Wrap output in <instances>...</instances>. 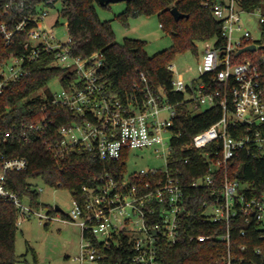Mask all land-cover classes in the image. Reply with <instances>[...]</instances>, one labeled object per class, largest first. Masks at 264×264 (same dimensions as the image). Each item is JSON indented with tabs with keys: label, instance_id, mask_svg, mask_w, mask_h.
Instances as JSON below:
<instances>
[{
	"label": "built area",
	"instance_id": "built-area-1",
	"mask_svg": "<svg viewBox=\"0 0 264 264\" xmlns=\"http://www.w3.org/2000/svg\"><path fill=\"white\" fill-rule=\"evenodd\" d=\"M62 1L0 0V19L8 16L12 24L11 30L8 22L0 25L6 45L13 44L15 34L28 36L26 52L0 65V100L8 85L30 77L32 63L43 54L53 55L50 66L66 69L73 75L66 85L60 81V91L48 89L51 96L45 98L38 110L44 113L49 107L66 108L73 116L68 125L55 129L54 121L44 117L30 124L23 121L15 130L0 126V203L16 208L17 225L32 214L47 222L59 217L34 211L24 203L26 198L8 187L9 173L29 167L25 157L5 158L2 149L8 142L23 144L30 133L48 129L44 143L56 158L78 152L114 164L127 159L131 150L148 149L164 162L163 168L142 169L128 177L126 171L117 173L118 176L105 173L96 180V186L83 188V204L73 199L71 212L64 221L81 228L80 254L74 258L79 264H107L109 251L119 247L124 237L132 250L130 264H161L159 245L177 244L182 225L190 217L184 171L172 164L175 143L182 135L176 125L178 107L186 105L194 114L202 108L222 110L218 122L195 134L180 150H205L203 157L209 173L193 179L191 186L210 190L211 199L202 205V224L226 229L223 235L192 234L189 240H220L229 247L231 231L238 221L255 222L264 231V190L256 194L253 183L232 179L228 172L239 152L264 158V49L260 48L264 45V9L245 11L242 0L204 2L221 24L223 43L217 38L214 43L204 42L197 65L199 77L188 83L182 76L173 79L172 91L182 93L184 99L172 103L165 89L150 86L143 73L141 84L134 85L131 92L114 93L101 79L104 59L100 52L88 57L73 56L71 37L62 42L54 34L59 18L47 22L50 11ZM243 14L258 17L260 40H255L244 26ZM14 16L20 20H13ZM251 45L256 46L255 52L239 54ZM172 69L170 65L169 70ZM52 210L61 214L55 208ZM260 240L263 247L255 250L257 255L264 252V232ZM234 262L236 259L229 254L226 264Z\"/></svg>",
	"mask_w": 264,
	"mask_h": 264
},
{
	"label": "trees",
	"instance_id": "trees-1",
	"mask_svg": "<svg viewBox=\"0 0 264 264\" xmlns=\"http://www.w3.org/2000/svg\"><path fill=\"white\" fill-rule=\"evenodd\" d=\"M205 1L132 0L126 3V10L116 17L124 27L129 26L132 18L156 15L162 30L172 39V46L168 50L152 57L147 54V42L143 40L125 38L121 44L116 41L112 21H102L99 18L98 0H63L57 25H60L61 19L67 24L72 39L73 56L88 57L97 52L103 55L101 79L112 92L121 95L131 92L134 85L141 84L140 74L143 73L150 86L163 87L170 101L176 103L182 101L184 95L172 91L173 72L169 70V66L175 58L187 51L197 54V42L217 38L219 43H223L221 24L212 16L211 8L204 5ZM241 6L245 11L264 9V0H242ZM174 7L187 17L177 21L171 13ZM12 18L15 21L20 20L19 16ZM9 21L8 16H3L0 25ZM9 29H12L11 22ZM27 39L26 33L15 34L13 44L6 45L5 38L0 32V65L12 57H19L25 53L24 45ZM261 43L264 44V35ZM53 60V55L43 54L32 63L29 78L6 87L0 100L2 129L15 130L23 121L30 124L44 117L48 121H54L55 129L72 122L71 112L62 106L49 107L44 113L38 111L45 104V98L51 96L49 90H45L44 95L39 94L41 90L55 79L66 85L73 78L66 69L50 66ZM178 111L176 125L182 135L175 143L177 150L172 164H177L184 171L186 205L190 217L182 225V234L177 244L159 245L161 264H226L229 254L236 259L234 264H264V252L261 255L255 253L257 248L263 247L260 235L264 231L255 222L245 224L238 221L235 229L231 231L229 247L227 242L220 240L202 243L189 240L192 234L226 233L222 226L202 224V205L211 199L210 190L195 189L191 186L193 179L209 173L203 157L205 150L189 149L183 152L180 150L182 146L191 142L195 134L218 122L222 117V110L213 107L194 114L186 105H182L178 107ZM48 135V129L32 132L27 142L23 144L17 141L8 142L2 149L5 158L21 156L29 161V167L25 171L9 173L7 183L11 190L28 199L36 210L41 207L40 192L32 187L30 183L32 179H41L45 185L53 189L68 190L73 199L83 204L84 187L96 186V180L107 172L116 175L126 171V159L114 164L104 162L91 154L78 152L65 158H56L44 143ZM228 172L232 179L253 183L256 194L264 190V158H253L239 152L230 163ZM50 213L57 214L53 210ZM61 214L62 217H66L63 212ZM48 225L46 224V227ZM17 231L16 208L0 203V264L17 263L15 254ZM121 242L119 247L109 251L107 264H130L131 246L125 237Z\"/></svg>",
	"mask_w": 264,
	"mask_h": 264
},
{
	"label": "rangeland",
	"instance_id": "rangeland-1",
	"mask_svg": "<svg viewBox=\"0 0 264 264\" xmlns=\"http://www.w3.org/2000/svg\"><path fill=\"white\" fill-rule=\"evenodd\" d=\"M62 4H57L55 9L50 11L47 19L48 23L59 18ZM126 10V3L111 4L109 8L97 5V12L102 21H112V27L116 35V41L123 43L125 38L139 39L147 42L146 52L152 57L162 51L168 50L172 46V39L161 28L158 16H139L132 18L129 26L124 27L116 17ZM244 26L251 31L255 40L261 39V28L258 17L255 15L243 14ZM57 39L66 42L69 36L67 24L63 19L60 25L54 28ZM214 43V40L210 41ZM198 53L187 51L179 54L173 61V79L178 80L182 76L185 82H190L199 77L197 65L202 58L205 43L197 42ZM58 92L62 89L59 79L51 81L39 94L44 95L45 90ZM202 108L198 113L204 111ZM164 162L155 158L151 150L139 149L131 150L126 159V175L137 173L142 169L163 168ZM32 187L40 192L39 203L41 207L36 212L48 214L55 206H59L65 215H69L72 209L73 197L68 190L53 189L44 184L41 179L30 180ZM30 207V201H24ZM58 218L47 222L40 220L38 216L32 214L30 218H25L18 226L15 254L16 264H79L74 258L80 254L81 228L66 220L61 214H56ZM46 224H49L46 227Z\"/></svg>",
	"mask_w": 264,
	"mask_h": 264
},
{
	"label": "water",
	"instance_id": "water-1",
	"mask_svg": "<svg viewBox=\"0 0 264 264\" xmlns=\"http://www.w3.org/2000/svg\"><path fill=\"white\" fill-rule=\"evenodd\" d=\"M132 0H98L99 2V5L101 7H106V6H109L111 4H115V3H121V2H130ZM171 13L172 15L174 16V18L179 21L185 17H187L186 15L182 14L179 12V10L177 9V7H174L172 10H171ZM261 49H264V45L260 47ZM256 51V46L255 45H251L249 47H246L242 50L239 51V54L243 53V52H255ZM55 210L57 212H62V210L59 208V206H55Z\"/></svg>",
	"mask_w": 264,
	"mask_h": 264
}]
</instances>
